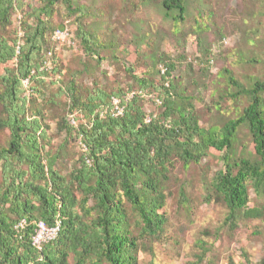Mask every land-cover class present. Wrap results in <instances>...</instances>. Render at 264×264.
<instances>
[{
	"label": "trees",
	"instance_id": "obj_1",
	"mask_svg": "<svg viewBox=\"0 0 264 264\" xmlns=\"http://www.w3.org/2000/svg\"><path fill=\"white\" fill-rule=\"evenodd\" d=\"M39 1L41 6L26 13L34 22L25 21L19 37L11 27L23 1L0 0V131L9 130L7 143L0 144V264H138L141 240H158L165 231L163 188L174 159L184 166L199 164L211 149L223 154V167L210 184L214 196L206 200L224 202L232 225L239 215L264 219L263 206H250L251 188L264 199V75L246 87L225 69L237 89L231 98L244 95L247 105L222 126L208 129L200 126L195 105L176 84V64L166 54H154L153 65L146 68L125 65L132 79L125 88L96 84L83 95L74 80L61 85L59 95L67 97L68 108L59 130L84 147L78 165L62 174L57 168L62 148L48 149L50 128L35 95L51 73L62 77L51 48V38L63 28L53 26L55 8L62 4L75 15L82 6L76 0ZM158 1L140 0L144 6ZM160 9L179 26L187 20L188 0H162ZM77 36L98 65L103 49L115 45L82 24ZM146 39L145 34L142 42ZM47 61L53 67L46 68ZM158 66L163 69L156 77L149 68ZM114 99L123 114H117ZM147 101L163 109L149 112ZM242 128L252 137L254 157L236 156ZM40 222H60L61 229L55 240L38 246L33 236Z\"/></svg>",
	"mask_w": 264,
	"mask_h": 264
},
{
	"label": "rangeland",
	"instance_id": "obj_2",
	"mask_svg": "<svg viewBox=\"0 0 264 264\" xmlns=\"http://www.w3.org/2000/svg\"><path fill=\"white\" fill-rule=\"evenodd\" d=\"M21 1L23 9L14 13L11 27L19 37L23 35L24 22H34L27 20L26 13L42 5L39 0ZM160 2L144 6L140 0H76L82 12L75 15L62 4L55 8L53 26H63L60 31L69 34L51 38L62 77L51 73L46 83L39 85L35 106L44 110L50 128L48 149L54 153L62 148L63 155L57 162L62 174L68 175L78 165L84 149L58 127L68 108L67 97L59 95V88L72 80L83 95L96 84L108 90L125 88L132 81L125 65L136 62L146 68L153 65L154 54L156 58L166 54L175 61V82L195 105L201 127L222 126L236 117V109L247 105L244 95L237 100L231 98L237 89L230 85L225 69L246 87L253 78L264 75V0H188L187 20L179 26L163 16ZM81 24L101 41L115 42L103 49L104 59L99 65L95 56L86 55L82 49L77 36ZM145 34L148 39L142 42ZM8 66L15 67L14 62ZM159 67L149 70L155 71L153 75L157 77ZM29 84L26 81L25 87ZM145 108L149 112L163 109L151 101ZM237 137L236 156L254 157L248 130L240 129ZM8 139L9 130L0 131V144L5 145ZM222 156L211 149L199 164L189 166L174 159L175 166L163 188L167 196L165 231L158 240H141L138 264H262L264 219L239 215L236 225H232L224 202L215 197L206 200L214 196L210 184L223 167ZM250 197V206L264 208V199L258 198L252 188Z\"/></svg>",
	"mask_w": 264,
	"mask_h": 264
},
{
	"label": "built area",
	"instance_id": "obj_3",
	"mask_svg": "<svg viewBox=\"0 0 264 264\" xmlns=\"http://www.w3.org/2000/svg\"><path fill=\"white\" fill-rule=\"evenodd\" d=\"M68 35H69L68 32L64 33V32H61L60 30L56 31L54 34V36L56 38H65ZM45 67L46 68L50 67L48 61L45 62ZM26 81L29 82L28 80H26ZM113 103H114L117 114H123V107L120 106L119 100L114 99ZM60 229H61V223L60 222H56L52 226H48L46 223L40 222L38 224V228L36 229V232L33 236V244L39 246V245H42L44 243L55 240L59 236Z\"/></svg>",
	"mask_w": 264,
	"mask_h": 264
}]
</instances>
